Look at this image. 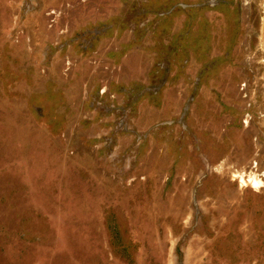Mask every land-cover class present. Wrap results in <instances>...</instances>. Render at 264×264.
Masks as SVG:
<instances>
[{
    "label": "rangeland",
    "instance_id": "rangeland-1",
    "mask_svg": "<svg viewBox=\"0 0 264 264\" xmlns=\"http://www.w3.org/2000/svg\"><path fill=\"white\" fill-rule=\"evenodd\" d=\"M0 264H264V0H0Z\"/></svg>",
    "mask_w": 264,
    "mask_h": 264
},
{
    "label": "bare ground",
    "instance_id": "bare-ground-1",
    "mask_svg": "<svg viewBox=\"0 0 264 264\" xmlns=\"http://www.w3.org/2000/svg\"><path fill=\"white\" fill-rule=\"evenodd\" d=\"M257 183V182H256Z\"/></svg>",
    "mask_w": 264,
    "mask_h": 264
}]
</instances>
